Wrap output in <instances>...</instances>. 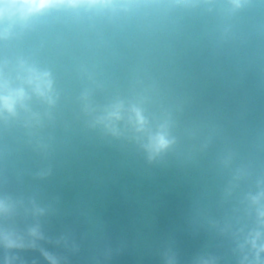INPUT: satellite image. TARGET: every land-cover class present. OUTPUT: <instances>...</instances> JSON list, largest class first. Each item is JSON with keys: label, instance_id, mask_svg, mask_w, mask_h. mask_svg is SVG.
<instances>
[{"label": "water", "instance_id": "95a60500", "mask_svg": "<svg viewBox=\"0 0 264 264\" xmlns=\"http://www.w3.org/2000/svg\"><path fill=\"white\" fill-rule=\"evenodd\" d=\"M0 264H264V0H178L1 108Z\"/></svg>", "mask_w": 264, "mask_h": 264}, {"label": "clouds", "instance_id": "9594fccd", "mask_svg": "<svg viewBox=\"0 0 264 264\" xmlns=\"http://www.w3.org/2000/svg\"><path fill=\"white\" fill-rule=\"evenodd\" d=\"M13 4H18L20 7L18 9L21 18H26L27 15L39 12L53 3V0H11ZM4 3V0H0V4ZM3 10H0V17L3 16ZM33 74V78L37 82V91H40L41 86L50 88L51 82L47 79V73H37L35 70H30ZM22 95V93H20ZM0 101L3 102L4 106L11 111L12 101L10 97H0ZM165 141L162 137L159 138L158 146L163 147Z\"/></svg>", "mask_w": 264, "mask_h": 264}]
</instances>
